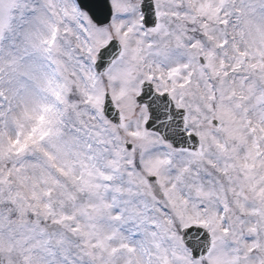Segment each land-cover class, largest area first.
Segmentation results:
<instances>
[{
	"label": "snow or ice",
	"instance_id": "6c2138e0",
	"mask_svg": "<svg viewBox=\"0 0 264 264\" xmlns=\"http://www.w3.org/2000/svg\"><path fill=\"white\" fill-rule=\"evenodd\" d=\"M0 264H264V0H0Z\"/></svg>",
	"mask_w": 264,
	"mask_h": 264
}]
</instances>
